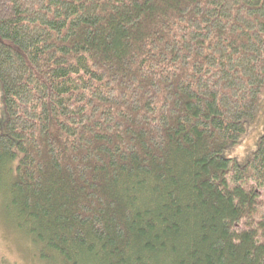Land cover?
I'll return each mask as SVG.
<instances>
[{
	"label": "trees",
	"instance_id": "16d2710c",
	"mask_svg": "<svg viewBox=\"0 0 264 264\" xmlns=\"http://www.w3.org/2000/svg\"><path fill=\"white\" fill-rule=\"evenodd\" d=\"M0 85L38 262L264 264V0H0Z\"/></svg>",
	"mask_w": 264,
	"mask_h": 264
},
{
	"label": "rangeland",
	"instance_id": "374dc122",
	"mask_svg": "<svg viewBox=\"0 0 264 264\" xmlns=\"http://www.w3.org/2000/svg\"><path fill=\"white\" fill-rule=\"evenodd\" d=\"M6 115L2 100V89L0 85V126L3 127ZM264 128V92L260 96L251 120L246 123L245 134L240 144L233 149L231 157L239 165L245 161L256 150L257 141L263 134ZM14 229L13 223L5 215V210L0 208V264H46L38 262L34 258L36 249L30 244L24 234H19Z\"/></svg>",
	"mask_w": 264,
	"mask_h": 264
}]
</instances>
